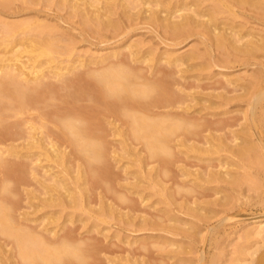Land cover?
Instances as JSON below:
<instances>
[{"label":"bare ground","instance_id":"6f19581e","mask_svg":"<svg viewBox=\"0 0 264 264\" xmlns=\"http://www.w3.org/2000/svg\"><path fill=\"white\" fill-rule=\"evenodd\" d=\"M262 1L0 0V264H169L130 236L250 172Z\"/></svg>","mask_w":264,"mask_h":264},{"label":"rangeland","instance_id":"374dc122","mask_svg":"<svg viewBox=\"0 0 264 264\" xmlns=\"http://www.w3.org/2000/svg\"><path fill=\"white\" fill-rule=\"evenodd\" d=\"M18 1L23 2V0ZM259 7L264 10V1L260 2ZM32 17L34 16L7 17V19L25 21L33 20ZM65 19L70 22L77 21V18H70L67 15ZM140 37L141 34L134 36L136 39ZM198 43L199 41L194 39L182 49L188 50ZM82 47L79 49H83ZM251 60L252 64L234 66L231 73L241 75L247 82L249 81L251 91L254 92L264 87V67L259 65L261 61L264 62V50L252 55ZM246 104L244 100L236 101L231 104V109L245 110L248 107ZM257 114L258 126H260L258 129L262 131V137H257L253 142L250 151V172L238 168L236 164L231 165L232 175L235 174L234 176L238 178L240 176L243 181L241 186L235 187L226 182L208 183V185L222 184V186L218 187L219 189L214 188L205 196L196 198L197 202L194 201L195 198L188 201L186 207L178 213L182 216L181 222L177 223L178 228H172V231H177L178 234L155 230L152 233L156 235L153 236L141 233L130 237L148 239L151 245L158 241L172 240L170 242L174 244H169L168 248L174 249L178 246V250L168 260L169 264L175 263L177 258H180L177 264H250L253 259L260 256L264 252V230L261 229L264 224V107L257 110ZM258 126L255 125V128ZM159 198L153 196L151 200H156V207L165 209V202H158ZM160 261L157 260L155 264H160Z\"/></svg>","mask_w":264,"mask_h":264}]
</instances>
